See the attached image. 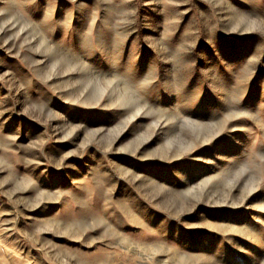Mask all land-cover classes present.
Wrapping results in <instances>:
<instances>
[{"label": "rangeland", "instance_id": "374dc122", "mask_svg": "<svg viewBox=\"0 0 264 264\" xmlns=\"http://www.w3.org/2000/svg\"><path fill=\"white\" fill-rule=\"evenodd\" d=\"M0 264H264V0H0Z\"/></svg>", "mask_w": 264, "mask_h": 264}]
</instances>
